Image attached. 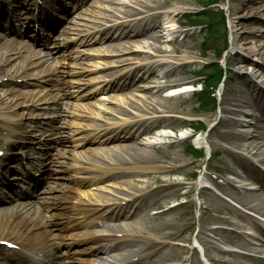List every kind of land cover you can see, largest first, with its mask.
Here are the masks:
<instances>
[{
    "label": "rangeland",
    "instance_id": "1",
    "mask_svg": "<svg viewBox=\"0 0 264 264\" xmlns=\"http://www.w3.org/2000/svg\"><path fill=\"white\" fill-rule=\"evenodd\" d=\"M94 1L88 0L86 3L89 9H91L90 11H100L106 15L105 17L112 20L118 15H122L121 13L124 10H129L132 7H123L122 0H113V2L104 0L101 4L113 12L103 11L104 9H97V4H94ZM126 1L129 2L130 0ZM155 1L162 3V0ZM173 1L179 2L177 3L179 8L189 10L188 13L177 16L176 20L182 22L183 25L174 26V29L182 33L176 45L183 49V54L171 53L172 45L168 42H162L158 45L164 51H169L165 53V58H168L170 61L178 62L181 56L187 58L185 60L186 64L177 68L176 72L172 75V79H186L188 82H193L192 85L195 84L196 94L194 92L182 94L178 90L179 88L162 91V98L170 100L177 107L172 116H170L174 119L170 123H167V125H162L165 128L173 130V132L166 130V133H171L173 137L160 138L162 145L150 148L142 145L146 141L144 138H141L139 141L141 143L139 146L150 150L153 155L159 158L161 164L174 165L180 169L178 172H152L140 175L131 173L130 177H128L133 187V190L132 188L130 190L136 193H140L141 189L150 191L159 187L160 184L156 183L153 179V175L155 174L164 180L173 181L174 185L167 191V199L164 200L165 203H163L161 208L167 209L175 205V203L179 204L167 216L155 218L154 221L148 220L147 222L149 225H152V229L140 235L139 243L137 244L141 246L145 241H156L165 245L159 258L148 264H201L196 249L199 244L203 245L207 258L211 256L217 260L218 264H225L222 261V257L225 259L227 257L220 256L212 246H216L218 242L226 239L228 226L224 219L230 217V210H235L236 206L243 207L228 192L244 194L248 191L238 188L243 187L250 190L253 186L244 179V174L239 166L234 164L233 156L241 151L231 146V142L228 139L220 138L217 134L210 132L212 126L217 122H210V119L212 118L213 120V116L215 115L217 118L220 117L222 103L225 98H236L237 101L235 100L234 104L241 103L240 101L250 98L247 88L241 84V80L237 74L249 75L253 71L252 64L254 62L264 67V55L262 59H257L253 56H246V53L242 50H232V26H235L234 24L237 25L240 43L244 47L248 48L259 45L264 50V0H187L188 4H181L182 0ZM231 3L239 7L236 15L231 14ZM133 10L135 11V7H133ZM132 14L133 12L130 15ZM84 17L90 19V15ZM234 20H236L235 23L233 22ZM79 21L81 24H88L85 20L80 19ZM66 27H68L67 24ZM161 31L165 34L166 39H171V37H168V27L161 28ZM135 45L131 46L125 41L120 46L119 51L116 52L118 54L116 60L121 62L115 66L122 64L120 70L122 67L130 65L131 62L140 59L135 57L136 53L134 50L138 49V46L136 47ZM86 47L88 46H80L78 49L83 50ZM67 50L69 51V47ZM146 50L147 53H153L152 50ZM66 54L64 63L65 67L68 65L66 70H70V74H72V71H77L75 70L77 69L76 66L84 68L88 67V64H91L89 60H81L84 62L74 64V59L69 58V54ZM76 55L77 52H74L72 57ZM62 56L65 58L64 55ZM243 58H246V61ZM156 59L158 58L155 57ZM243 60L247 68H238V62H243ZM56 61L60 62V60ZM14 62L23 63V60L20 56H16ZM202 71H207L206 73L211 75V78L206 76L207 74H203ZM74 78L67 76L69 84L73 82V85L76 87L89 82V77H85L83 80H79V76H74ZM151 78L149 81L152 80ZM219 79L223 80V82L218 84L214 90L199 94L202 87L200 84L215 85L217 81H221ZM256 80L261 83L260 78ZM10 81V79L0 80V96L4 97L5 92L7 93V98L17 96L18 100L14 104L19 105L16 108L17 113L20 115L23 112V108H25L24 102L27 99L31 100L35 92L32 88L26 89L24 87L22 89L12 86ZM165 81L163 75H160L156 80V82L162 84ZM140 83L143 84L144 82L141 81ZM145 84H148V81ZM153 86L155 85L153 84ZM91 88L90 83L89 89ZM143 94L125 93L122 97L125 98V101L132 99L142 104L141 98L137 96ZM128 102L130 103V101ZM77 105H80V103H77ZM82 105L92 108L95 102L91 99L90 103H83ZM126 106L129 111H133L130 104H126ZM65 107L71 112L76 107V104L69 103L68 100ZM114 108L115 110L118 109L116 106ZM233 109L235 110L234 114L228 115L233 124L238 120L251 123L252 117L255 118L260 114L256 110V107H243L242 109L238 106H233ZM115 115L119 114L115 113ZM127 115L132 116V113L129 112ZM69 119L67 117V120L63 123L65 131L63 135L65 136H68L67 131L70 129L68 126ZM84 121L87 120L84 119ZM233 127L232 125L226 130H232ZM236 130L247 132L251 131L252 128L237 127ZM156 138L158 139L159 137L156 136ZM66 150L67 152L69 151L68 148ZM209 152H216L217 156L210 159ZM232 169L236 170L238 175L232 174ZM138 179L140 180L139 182L137 181ZM122 182L120 180L116 182L110 180L106 185L102 186L106 190H110L111 194L115 196L108 194V191L105 189L98 192V194L108 195L109 197H125L129 195V187L123 185L124 183ZM204 186L212 189L213 191H211L224 202L226 207L224 206L223 210H216L214 206L209 204L207 205L209 213H205L202 205L203 199L200 197V191ZM240 191H244V193ZM59 192L58 195H60ZM73 196V201L80 198L78 193H73ZM60 197L62 196L60 195ZM203 220L207 222V232L204 235V240L200 237V228ZM214 228H220L219 235L212 234L210 230ZM233 261L230 260L227 263L231 264Z\"/></svg>",
    "mask_w": 264,
    "mask_h": 264
},
{
    "label": "bare ground",
    "instance_id": "2",
    "mask_svg": "<svg viewBox=\"0 0 264 264\" xmlns=\"http://www.w3.org/2000/svg\"><path fill=\"white\" fill-rule=\"evenodd\" d=\"M104 0H96L97 9H104L103 11H111L108 8H105L101 3ZM106 1V0H105ZM112 1L113 0H107ZM121 1V0H120ZM232 1V0H231ZM243 1V0H242ZM263 1V0H262ZM123 7L132 6L129 10H124L122 15H118L115 17L116 19H120L121 23L119 26L111 25L105 26L101 28V26L105 24H101L98 26H92V22H100V18H106L104 13L100 11L91 12L87 10L88 13L92 14L91 19H87L90 25L81 24L85 26L83 30L78 29L77 35H82V38L86 41H90L89 39L94 37L95 34L99 35H109L110 40L117 41L123 39V37L128 38L127 44L133 46H138V49L134 50L137 58H140L135 63L141 64V72L145 75L144 81L148 79V84H142L140 86L134 85L136 80L132 78L131 75H127L129 77V82L124 84L119 82V78L115 77L111 79L112 82H107V85L111 87L114 91H123L127 87H135L134 89L140 90L143 92V95H139L142 100V104L136 100H127L123 98V95H119L117 97H113L111 104L117 105L118 110L115 111L113 108L99 107L102 108L107 113H112L113 116L118 113L124 119L122 122L111 130H108L104 133L98 132L97 135L103 134L102 136H95L91 138L92 141H99L100 144H115L111 147L100 148V149H90L87 153L89 161L91 162H100L106 165L105 168L96 167V170L100 172L99 177H96L98 180H103L105 178H113L118 177L120 174L127 175L129 173H133L134 175L144 174V173H165V172H178L180 168L175 167L174 165H164L160 163L159 158L156 155H153L150 150L143 149L139 145L138 139L139 137L145 134H154L152 131L156 127H162L161 125H167L174 118L172 113L175 112L176 108L170 100H165L162 98L161 92L166 91L168 89H175L180 87L191 86L193 82H188L186 79H172V75L176 72L177 68H180L186 64L187 58L181 56V59H178V62L170 61L168 58H165V53L169 52L168 50H163L158 44L162 42H168L172 45L171 53L175 54H183V49L176 45L182 33L174 29V26L182 24L177 19L178 15L188 13V9L179 8V2H174L173 0H162V3H157L155 0H130L129 2L126 0H122ZM76 3H74L75 5ZM181 4H188L187 0H182ZM135 7V11L133 10ZM138 7V8H137ZM264 7V4H263ZM137 9V10H136ZM239 7L233 3L230 4V11L232 15H236ZM264 9V8H263ZM113 12V11H111ZM133 12L132 15H130ZM130 13V14H129ZM132 17H141L139 20L134 22H129L127 19ZM79 19H84L79 15ZM97 18V19H95ZM105 19V20H106ZM138 19V18H137ZM103 21V20H102ZM109 21H112L110 19ZM116 21V20H115ZM114 21V23H116ZM236 20L233 22L235 23ZM78 25V24H77ZM232 26V50H242L246 53L248 57H256L257 59H262L264 55L263 47L256 45L250 46L248 48L244 47L240 43L239 39V31L237 30V25ZM168 27L169 37L172 39H166L165 34L162 33L161 28ZM116 28H122V32L119 34H114ZM74 29V28H69ZM83 33V34H82ZM146 36V37H143ZM139 37L138 39H134V37ZM91 39V40H92ZM134 39V40H133ZM101 41H105L106 37L101 38ZM97 41V39H96ZM152 41V42H151ZM140 46V47H139ZM142 46V47H141ZM60 44L56 45V49H59ZM120 44H111L110 46H106L103 49H99L96 52L99 54H107L109 50H119ZM144 48V49H141ZM152 50L153 53H147V50ZM192 50V49H190ZM146 54V55H145ZM19 48L14 46V43L5 42L0 44V80L3 79H24V77H20L18 74L23 70L24 67H33L35 66V62H30L31 58L21 62H14L16 56H20ZM155 57L158 59L155 60ZM246 61V58H243ZM175 60V59H174ZM243 62H238V68H247L246 64ZM128 61V60H127ZM30 62V64H29ZM121 61H113L110 64H117ZM109 63L103 64V66L108 65ZM253 71L249 75L245 74H237L238 78L241 80V84L245 85L249 93V99L240 101L241 103L234 104L233 102L237 99L235 98H225L222 107H221V115L220 117L213 116L209 120L210 122H216L215 125L212 126L210 132L217 134L220 138L228 139L230 141L231 146L236 147L241 152L235 154L234 164L238 165L244 170H249V176L252 178L250 180H256L264 184V173H260L258 176L257 170L255 168L254 161L258 160L262 164H264V67L254 62L252 64ZM8 67V68H7ZM101 66L98 64L91 65V67H87L86 69L82 68V70H98ZM239 70V69H238ZM63 72V70H62ZM65 73V72H64ZM112 75H115L112 74ZM149 75V76H148ZM163 75L165 78V82L159 83L156 80ZM148 78H147V77ZM153 76L150 80V77ZM59 80H62V74L59 76ZM261 79V83L257 82L256 79ZM49 81V79H46ZM60 82V90L64 93L63 95L72 94L71 92L66 93V88L64 82ZM153 84L155 86H153ZM187 89H190L187 88ZM79 95V94H78ZM77 95V96H78ZM82 96V95H81ZM6 97V98H4ZM4 97L0 96V108L1 107H11V109L16 108L19 105H15L14 102L18 100V97L7 98V93H4ZM85 97V95L83 96ZM130 101V103L128 102ZM16 103V102H15ZM126 104H130L133 111L132 117L128 118L127 114L130 112L126 106ZM230 105V107H229ZM232 106V107H231ZM233 106H238L239 108L243 107H256V110L260 112V116L257 115L253 118L251 123H245V121H237L234 124L231 123L229 114H234L235 110ZM180 107V106H179ZM111 112H109V111ZM97 117L100 116L99 113H96ZM109 114H103L102 117L106 119H111V117L107 116ZM105 115V116H104ZM115 116V115H114ZM118 118V117H115ZM234 126L232 130H226L230 126ZM237 127H251V131L241 132L236 130ZM223 128V129H222ZM99 131V130H98ZM142 145L146 147H152L148 142L143 143ZM160 153V152H157ZM162 154V153H160ZM166 155V154H165ZM129 167V168H128ZM247 167L248 169H246ZM84 170H90V168H85ZM232 174H238L236 170L232 169ZM153 179L156 183H159V187H156L150 191L141 189L136 193L131 191L130 189L133 187L128 179L123 180V185L129 187L130 190L129 196L126 198H113L108 196H99L95 193L91 194V197L94 198L95 202L101 206H106L111 204V206L105 210L106 215L104 218L111 220V224H104V226L108 229V231L115 233H123L125 236H130L128 240H124L120 243H116V239H111L110 242L106 244H98L89 247V251L91 253H96L97 255L101 253L107 254L116 264H143V259H141L144 254H152L157 251V249L162 248L161 246H165L162 243H158L156 241H145L143 245L138 246L139 236L146 233L147 230L152 229V225L148 224V219L150 218L149 209L153 207L155 202L157 201V196L160 194H165L169 190V188L174 185L173 181H167L162 179L159 175H153ZM140 181L139 179L137 180ZM231 184V182H229ZM103 189V188H102ZM105 189V188H104ZM264 189V188H263ZM106 190V189H105ZM109 194H111L110 190H107ZM251 193L245 194H236L234 192H228L239 204L243 207L248 208L249 210L256 211L262 215H264V193L257 192L255 190H251ZM131 196V197H130ZM200 197L203 199V207L205 213H209V208L207 205H212L216 210H223L224 202L209 188H202L200 191ZM119 199H123V204H120ZM58 207H62L61 205ZM68 209H73L69 206H64ZM79 211L84 212L86 216L91 213L96 212L98 209L92 208L87 209L78 208ZM28 212L25 213L24 216H20L16 211L13 210H0V231H19L24 227L27 223V219L29 217ZM238 214V221L231 222L229 221L232 228L229 235L235 238L234 241H230L233 244H237L238 247L244 251H248L251 254L245 255L243 253L230 252L234 257V261L231 264H264V248L259 249L257 247L248 246L245 242V234L238 233L236 229H238L242 224L241 221H249L254 226L255 229L261 231V227L252 222V219L247 216H241ZM123 218L124 221L120 219ZM24 219V221H23ZM24 222V223H23ZM50 227H58L60 222L47 220ZM207 222L206 220L202 221V225L200 228V237L201 239H205L204 235L207 232ZM212 234H220V228H214L210 230ZM132 236V238H131ZM229 237V236H228ZM227 238V237H226ZM229 241L228 239H226ZM162 244V245H161ZM124 245L125 247L130 248L128 252L114 254L119 250V247ZM216 247V246H215ZM218 247L216 249L222 250L226 252L227 250L223 247L225 245L222 242L218 243ZM58 251L52 256L54 264H76V262L72 261L69 257L68 249H57ZM138 257L137 261H132L133 257ZM101 258V257H99ZM103 259V258H101ZM215 261L216 259L213 258ZM232 261V260H231ZM225 262V261H224ZM111 263V264H112ZM225 264H230L225 262Z\"/></svg>",
    "mask_w": 264,
    "mask_h": 264
},
{
    "label": "trees",
    "instance_id": "3",
    "mask_svg": "<svg viewBox=\"0 0 264 264\" xmlns=\"http://www.w3.org/2000/svg\"><path fill=\"white\" fill-rule=\"evenodd\" d=\"M206 72H204L203 74H207L206 76H208V77L211 78V75H208V73H206ZM217 82H216V84H217ZM216 84L215 85H210V84H206L205 83V85H204L205 87H203V89H202L203 90V93H208L210 90H213L215 88Z\"/></svg>",
    "mask_w": 264,
    "mask_h": 264
}]
</instances>
